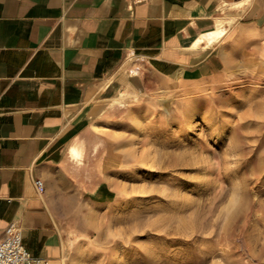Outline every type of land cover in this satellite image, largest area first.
<instances>
[{"label":"crops","instance_id":"obj_1","mask_svg":"<svg viewBox=\"0 0 264 264\" xmlns=\"http://www.w3.org/2000/svg\"><path fill=\"white\" fill-rule=\"evenodd\" d=\"M246 30L264 32V0H0V233L16 222L32 256L70 264L69 192L106 184L98 162L97 181L84 172L96 128L155 78L220 75Z\"/></svg>","mask_w":264,"mask_h":264},{"label":"rangeland","instance_id":"obj_2","mask_svg":"<svg viewBox=\"0 0 264 264\" xmlns=\"http://www.w3.org/2000/svg\"><path fill=\"white\" fill-rule=\"evenodd\" d=\"M228 37L220 75L155 78L96 128L106 184L69 192L70 264H264V32Z\"/></svg>","mask_w":264,"mask_h":264},{"label":"built area","instance_id":"obj_3","mask_svg":"<svg viewBox=\"0 0 264 264\" xmlns=\"http://www.w3.org/2000/svg\"><path fill=\"white\" fill-rule=\"evenodd\" d=\"M39 193L43 192V183L34 180ZM0 264H45L37 257L32 256L22 243L21 229L16 222L9 223L0 233Z\"/></svg>","mask_w":264,"mask_h":264},{"label":"bare ground","instance_id":"obj_4","mask_svg":"<svg viewBox=\"0 0 264 264\" xmlns=\"http://www.w3.org/2000/svg\"><path fill=\"white\" fill-rule=\"evenodd\" d=\"M223 33V30H219V32H216V33H210V34H208L206 37H208L209 39H213L215 36H217V35H220V34H222ZM73 152H74V150H73ZM75 153V152H74Z\"/></svg>","mask_w":264,"mask_h":264}]
</instances>
